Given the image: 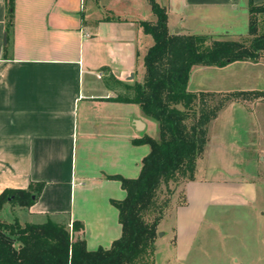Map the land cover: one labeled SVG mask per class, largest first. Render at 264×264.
<instances>
[{
  "label": "crops",
  "instance_id": "1",
  "mask_svg": "<svg viewBox=\"0 0 264 264\" xmlns=\"http://www.w3.org/2000/svg\"><path fill=\"white\" fill-rule=\"evenodd\" d=\"M95 1L14 0L7 29L0 0V191L44 181L37 199L23 207L28 219L20 221L51 217L71 226L79 220L72 234L89 249L109 247L121 233L111 198L124 197L125 189L106 174L136 177L150 145L132 139L158 135L157 121L138 103L114 98L121 94L117 84L143 76V55L153 38L140 20L155 19L150 3L144 0L141 13L129 14L110 0ZM157 1L174 32L211 31H195L183 16L171 17L173 6L201 20L234 21L241 9L248 23L249 0ZM187 89L263 94L229 99L209 121L194 178L182 182L183 200L177 202L176 192L169 208L177 250H188L219 212L252 207L264 193V52L257 60L195 64Z\"/></svg>",
  "mask_w": 264,
  "mask_h": 264
},
{
  "label": "trees",
  "instance_id": "2",
  "mask_svg": "<svg viewBox=\"0 0 264 264\" xmlns=\"http://www.w3.org/2000/svg\"><path fill=\"white\" fill-rule=\"evenodd\" d=\"M148 1L155 19L140 20L143 31L153 38L143 55L142 80L124 83L128 91L114 98L138 103L146 115L157 121L158 135L144 134L132 139L150 145L136 177L106 174L118 179L125 189L124 197L111 198L118 210L120 235L109 247L89 249L85 239L72 234L82 225L79 220L69 226L51 217L41 222H21L14 215L12 220H0V264H147L142 260L149 247L154 246L162 215L147 219L146 214L153 212L160 186L164 184L174 193L178 177H183V181L194 178L208 123L227 100L252 99L263 94L259 90L193 91L187 89V81L195 64L223 65L236 59L259 58L264 52V31L258 32V14L264 13V0L248 2L247 30L243 33L251 35L248 42L241 37L243 34L225 37L216 33L218 37L212 32L170 31L165 6L157 0ZM5 6L8 29L12 25L14 0H5ZM216 96L220 98L211 104V98ZM190 113L193 118L188 122ZM43 185L44 181H30L26 187H5L0 191V209L6 203L28 207ZM177 192L182 197L181 190Z\"/></svg>",
  "mask_w": 264,
  "mask_h": 264
},
{
  "label": "rangeland",
  "instance_id": "3",
  "mask_svg": "<svg viewBox=\"0 0 264 264\" xmlns=\"http://www.w3.org/2000/svg\"><path fill=\"white\" fill-rule=\"evenodd\" d=\"M110 1L118 9V12L129 14L141 13L144 4V0ZM95 2L97 1L94 0ZM107 13H109L108 10L103 12V14ZM191 13V11L182 10L179 7L176 9L173 6L171 17L176 18L181 15L184 17L185 23L190 22L191 29L195 31H214L215 33L211 34L218 37H220V35H217L218 33L225 37H237L247 30L245 12L241 9L236 11L234 21L227 19L228 16L201 20V17L198 15L192 18ZM263 31L264 13H259L258 32ZM241 37L244 41L248 42L251 35L245 33ZM210 39L211 37L206 42L208 43ZM141 80L142 77L140 78ZM117 87L120 88L122 94H126L128 91L121 84H117ZM129 92L132 93V90ZM218 98L220 97L211 98L210 103L216 102ZM178 106L181 105L178 104ZM190 115L188 122L193 118L191 113ZM183 179V177H178L175 181L174 193L171 189H167L164 184L160 186L154 210L152 213L146 214V217L147 219H152L158 214L162 215V219L165 217L166 219L158 225V230L159 232L162 230L166 232H161L160 235L157 232L154 246L149 247L142 261L147 264H264L263 191H259L258 198L254 203L255 205L252 207L219 212L216 220L211 223L209 222L210 225L205 229L202 228L197 238L194 237L193 243L189 246L188 250H177L175 248L171 235L173 222L172 217H170L171 210H169V207L172 206L173 197L176 195L178 189L181 188ZM75 199H79L78 192L75 194ZM179 200H182L180 195ZM14 215H17L21 221L28 219V216H25L23 213V206H11L9 203H6L0 209V220H12Z\"/></svg>",
  "mask_w": 264,
  "mask_h": 264
}]
</instances>
